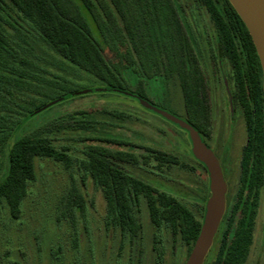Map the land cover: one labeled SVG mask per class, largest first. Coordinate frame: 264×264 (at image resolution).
I'll list each match as a JSON object with an SVG mask.
<instances>
[{"label": "trees", "instance_id": "1", "mask_svg": "<svg viewBox=\"0 0 264 264\" xmlns=\"http://www.w3.org/2000/svg\"><path fill=\"white\" fill-rule=\"evenodd\" d=\"M195 2L209 14L218 54L229 63L231 93L242 109L246 130L239 187L220 223L218 248L211 264H244L253 242L259 193L264 186L262 72L251 37L229 1ZM38 44L50 50L49 54L44 51L48 57L57 56L60 64L92 75L103 87L127 91L124 70L134 66L147 75L157 71L166 79L175 78L186 121L203 138H209L206 78L176 0H0V208L7 207L13 219L20 217L28 185L36 179V160L49 158L68 168L76 165L82 177L91 179L105 200V224L118 230L123 240L141 233L138 214L144 203L153 226H165L172 237L186 245L188 254L200 231L209 195L206 184L195 212L174 195L119 166L135 164L137 156L133 152L88 144L81 157H73L66 147H57L52 138L38 130L18 136L44 105L82 94L61 93L67 79L36 77L31 72L37 68L30 57L35 56L34 45ZM104 44L112 48L117 61L105 57ZM133 94L145 99L143 81L137 82ZM68 117L70 129L95 131L96 120L90 111H76ZM99 140L129 145L111 138ZM154 159L162 164H179L177 158L161 152ZM85 207L84 198L73 189L68 196L67 215L73 218L74 211L82 213Z\"/></svg>", "mask_w": 264, "mask_h": 264}, {"label": "rangeland", "instance_id": "2", "mask_svg": "<svg viewBox=\"0 0 264 264\" xmlns=\"http://www.w3.org/2000/svg\"><path fill=\"white\" fill-rule=\"evenodd\" d=\"M176 4L206 78V95L213 109L214 124L207 142L223 166L227 185L226 212L238 187L239 158L245 141V128L240 112L232 138L228 137L223 126L226 113L222 108L227 91L218 68H221L230 89V66L218 54L216 33L209 14L195 0H176ZM34 48L35 56L30 58L37 68L31 72L36 77L67 79L61 93L104 86L92 75L60 64L57 56L48 57L44 51L49 54L50 50L45 46L38 44ZM103 48L108 60H118L112 48L106 44ZM139 69L134 66L124 70V88L135 93L137 82L143 81L147 101L186 121L177 80L166 79L162 72L157 71L147 75ZM81 110L93 114L95 131L70 129L68 116ZM118 113L122 117L119 118ZM32 130L48 135L57 147H66L73 157H81L88 144L133 152L137 162L119 163V166L153 187L174 195L195 212L200 205L201 188L208 184L207 174L191 153L187 131L143 108L137 97L114 91L75 95L39 111L19 130L18 136ZM103 138L124 141L129 145L99 140ZM157 152L174 156L179 164L158 162L154 159ZM73 189L84 198L86 209L82 213L74 211L71 218L66 213V206ZM260 196L253 242L244 264H264V187ZM138 215L141 233L136 238L123 240L118 230L105 224V200L89 177H82L76 165L68 168L61 162L38 158L36 179L28 185L27 195L21 203L20 217L13 219L7 207L0 208V264L9 261L20 264H183L189 254H186V245L178 237H172L165 226L154 227L144 203H141ZM220 230L218 228L203 264L213 262Z\"/></svg>", "mask_w": 264, "mask_h": 264}, {"label": "water", "instance_id": "3", "mask_svg": "<svg viewBox=\"0 0 264 264\" xmlns=\"http://www.w3.org/2000/svg\"><path fill=\"white\" fill-rule=\"evenodd\" d=\"M228 1L240 17L251 37L261 67L264 97V0ZM111 91H118L127 96L137 97L143 108L155 112L164 119L175 123L180 128L187 131L191 143V153L194 159L201 163L207 171L209 195L205 201L200 231L183 264H203L225 211L226 183L217 157L213 151L204 144L200 134L188 122L155 107L149 101L139 98L131 92L110 87H100L83 90L82 93ZM65 98L66 97L53 100L44 105L42 109Z\"/></svg>", "mask_w": 264, "mask_h": 264}, {"label": "flooded vegetation", "instance_id": "4", "mask_svg": "<svg viewBox=\"0 0 264 264\" xmlns=\"http://www.w3.org/2000/svg\"><path fill=\"white\" fill-rule=\"evenodd\" d=\"M218 70H219V73L221 74L224 88L227 91V93H226V99L224 101L223 108H222V110L226 113V117H225L226 119H225V122H224V125L223 126H224V128L226 129V131L228 133V137L229 138H232L233 137V131L232 130H233V128L236 125V119H237V117L239 115V112L241 114V117H242V120H243V124H244V128H245V123H244V118H243V112H242V109H241V107L239 105V102H237V100L234 99V95L231 93V90L233 88L232 79H231V88L229 89V87L227 86V82L225 80V77L222 75L221 68H218ZM205 94H207V93L205 92ZM206 99H207V102H208L209 108H210V128H211V132H212V128H213V125H214L213 124V109L210 106V102H209V100L207 98V95H206ZM210 136H211V134H210ZM209 138H203L201 136L202 141L204 140L203 142H205L204 144L205 145L207 144L206 146L210 148V146H209L210 144L207 142V140ZM245 143H246V130H245V141H244V144ZM244 144L242 145V147L244 146ZM242 147H241V149H242ZM240 157H241V150H240ZM218 162H219V164H221L220 167H221V170H222V173H223V177H224V180H225V176H224V171H223V166H222L221 160L218 159ZM239 162H240V158H239ZM239 172H240V169H239ZM207 180H208V177H207ZM225 183H226V181H225ZM238 187H239V177H238ZM238 187H237V190H238ZM263 187L261 188L260 193H259V201H258L259 204H260V198H261L260 195H261V191H262ZM207 188H208V184H207ZM226 188H227V185H226ZM237 190H236V192H237ZM235 196H236V193H235ZM225 197H226V194H225ZM259 204H258V208H259ZM204 205H205V203H204ZM258 208H257V212H256V217L258 215ZM224 214H225V211H224ZM224 214H223V216H224ZM223 216H222V219H223ZM222 219H221V221H222ZM255 220H256V218H255ZM221 221H220V223H221ZM220 223H219V226H220Z\"/></svg>", "mask_w": 264, "mask_h": 264}]
</instances>
